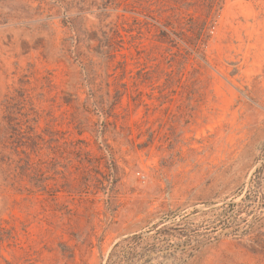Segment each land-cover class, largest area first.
Wrapping results in <instances>:
<instances>
[{"label":"rangeland","instance_id":"rangeland-1","mask_svg":"<svg viewBox=\"0 0 264 264\" xmlns=\"http://www.w3.org/2000/svg\"><path fill=\"white\" fill-rule=\"evenodd\" d=\"M0 264H264V0H0Z\"/></svg>","mask_w":264,"mask_h":264}]
</instances>
